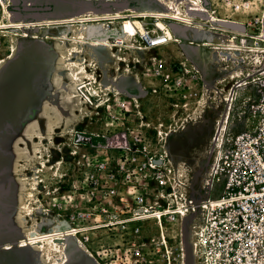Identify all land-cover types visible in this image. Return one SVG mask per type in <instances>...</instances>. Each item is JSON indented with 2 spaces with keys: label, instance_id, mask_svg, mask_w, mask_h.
<instances>
[{
  "label": "rangeland",
  "instance_id": "rangeland-1",
  "mask_svg": "<svg viewBox=\"0 0 264 264\" xmlns=\"http://www.w3.org/2000/svg\"><path fill=\"white\" fill-rule=\"evenodd\" d=\"M10 1L4 0L6 5ZM27 1L44 4L43 0ZM98 1L132 2V9L140 12L165 11L168 4L182 13L197 10L195 5L203 7L207 19L199 21L204 25L177 24L176 20L163 18L175 40L157 50L175 73L194 67L198 77L177 92L171 82L175 76L165 84L153 79L131 56L129 51L133 49L114 46L116 53L111 54L104 46L89 45L103 39L92 34L86 35L87 43L83 45L61 40L66 34L69 39H79L80 23L68 19L93 13L115 14L96 12L94 2ZM68 3L55 18L58 23L28 25L20 30L5 27L15 44L13 50L0 56V264H54L38 258L42 244L18 245L32 228L42 233L67 230L65 214L70 216L73 200H78L75 196L83 177L81 166L70 156L77 134L141 131L151 150H161V165L171 171L169 184L179 187L184 200L199 204L219 194L211 167L219 126L227 117L232 120L240 114L264 87V53L251 49V41L245 39L243 31L222 29L219 23L233 20L237 24L241 19L231 16L214 0L207 6L203 0ZM128 13L132 12L121 14ZM156 19L146 15L138 20L143 28L158 30ZM5 20L0 7V24ZM46 20L43 16L34 21ZM111 22L114 24L107 30L114 39V29L121 19L105 23ZM229 35L234 42H225ZM114 41L110 40L113 45ZM76 46L80 48L78 54L70 53L69 49ZM136 49L140 50L137 44ZM6 57L10 59L4 62ZM69 67H81V72L87 73L75 77L66 70ZM32 181L36 184L34 191L30 190ZM200 219V213L197 217L185 216L161 228L162 238L167 234L164 246L168 253L173 252L177 264H203L194 237ZM142 228L150 239L160 237L157 226L155 229L146 223ZM83 236L89 238L86 243L81 242ZM67 239L68 264H98L102 250L116 253L122 247L117 238L104 232Z\"/></svg>",
  "mask_w": 264,
  "mask_h": 264
},
{
  "label": "built area",
  "instance_id": "built-area-1",
  "mask_svg": "<svg viewBox=\"0 0 264 264\" xmlns=\"http://www.w3.org/2000/svg\"><path fill=\"white\" fill-rule=\"evenodd\" d=\"M214 1L240 17L246 40L264 44V0ZM136 38L140 50L129 52L153 79L165 84L175 76L171 82L178 92L198 77L194 67L175 73L157 53L169 43L164 32L145 27ZM13 44L9 29L0 25V56ZM213 145L211 167L219 194L196 204L169 184L171 171L161 165V150H151L141 131L77 134L70 156L83 177L71 206L70 235L93 231L118 239L122 247L116 253L102 250L98 264H177L164 246L161 224L168 228L200 213L194 237L203 264H264V87L240 114L221 123ZM146 223L159 228V238L143 234ZM88 239L83 236L81 242Z\"/></svg>",
  "mask_w": 264,
  "mask_h": 264
},
{
  "label": "bare ground",
  "instance_id": "bare-ground-1",
  "mask_svg": "<svg viewBox=\"0 0 264 264\" xmlns=\"http://www.w3.org/2000/svg\"><path fill=\"white\" fill-rule=\"evenodd\" d=\"M116 2H123V1H116ZM24 5L28 6V7L38 6V5H34L33 3L29 2V1L25 2ZM0 7H1L2 15L6 18V20H5L6 23L2 22L0 24L3 27H10L11 29L20 30L24 27H27L28 25L29 26L50 25L52 23H56V22L58 23L59 22L56 19H48L46 21H34L33 20L31 22L26 21V22L22 23L21 22V19L23 18L22 15L13 10V8L19 7L18 2L16 0H11L10 4H7V5L5 4L4 0H0ZM195 7L198 9L197 10H191L192 13L206 14V10L203 7L201 9H200L199 5H195ZM166 8H167L166 10L164 9L165 11H152V12H140V11L134 10L132 8H129V9H94V10H96V12H100V14H104L103 12H107V11H112V12L114 11L115 14H113L112 16H109V15L99 16V13H93L90 15V17H76V18L68 19L67 22L68 21H78L80 23L79 39H69L70 38L69 34H66V35H63L61 37V40H65V41L71 40V41H73V43L79 42L80 45H83V44L87 43L86 38H85L87 34L99 35L103 39L91 41L89 43V45L93 46V47L104 46V48L107 50V52L114 54V53H116L115 50L113 49L114 46H117V47L125 46V48L127 47L130 49H136V44H137L136 43L137 42L136 36L138 35L139 32L144 31L143 25H142L141 21H139L138 19H141V17L146 16V15L157 16L156 27L158 30L163 31L169 37L170 42L174 41L175 39L173 38V35L171 34V32L167 29L165 23H163V21H162L163 18H170L172 20H176L177 24L178 23L186 24V25H192V24L204 25L205 24L204 22L199 21V20H203L204 18H198V20H195L196 18L194 16L190 15V12L182 13L180 11V9H178V8L175 9L171 4H168L166 6ZM126 11H131L132 13H128L125 15L121 14L122 12H126ZM109 19L112 21L114 19L115 20L121 19V22H119L118 27L116 29H114L117 33L116 36L114 37L115 45H113L110 42V38H111L110 34H112L111 31L107 30V28L110 27L109 25L110 24L112 25L114 23L113 22L105 23ZM131 19H133V21ZM208 19H209V17H208ZM222 29L232 31V32H238V33L241 32V31L229 29L226 27H222ZM234 41H235V39L231 35H229L228 39L225 40V42H227V43H232ZM262 45L257 43V42L255 44H253V42H251V49L253 51H258V52L264 53V44H262ZM79 50H80V48L76 46L75 48L73 47V48L69 49V52L72 54H75V53L78 54ZM8 59H10V57L9 58L6 57L4 62H6ZM120 64H121V62H120ZM68 65L73 66L72 63H70V64L68 63ZM81 69L82 68L80 67V68H77L76 70H73V69H70V67H69L66 70H68V71L70 70L72 72L73 76L79 77L83 72L85 74L87 73V71H85V70L83 72H81ZM73 76H72V78H73ZM35 187H36V184H34V181H32L30 184V190L34 191ZM161 228H164V226L162 224H161ZM161 231H162V229H161ZM70 236L71 235H70L69 231L66 229L65 230L55 229L53 232L50 231L47 233H42V232H38L37 230L32 228L30 230V232L27 234V238L19 241L18 247H26L27 245H31V244H33V245L42 244L41 245L42 249L38 253L39 259L43 260L46 263L48 260H50V262H53L54 264H60L59 262H61V264H68V256H67L68 239H67V237H70ZM163 239H164L163 243L166 244V238L164 236H163ZM9 249H11V247H9L7 250H9ZM83 250L86 251V248L83 247Z\"/></svg>",
  "mask_w": 264,
  "mask_h": 264
},
{
  "label": "water",
  "instance_id": "water-1",
  "mask_svg": "<svg viewBox=\"0 0 264 264\" xmlns=\"http://www.w3.org/2000/svg\"><path fill=\"white\" fill-rule=\"evenodd\" d=\"M17 1L21 2V4L19 7L13 8V10L22 14L23 17L22 20H27V19L36 20L43 16H46L48 19L58 18L62 14L60 9L66 8V6H68L69 4L68 3L69 0H55L56 3H50L48 0H43L44 1L43 5H39L36 7H28L24 5L27 0H17ZM203 4L204 6L208 5L206 0H203ZM94 7L97 9H129V8H133V3L127 1H123V2L98 1V2H94ZM190 15L207 19V16L201 13L191 12ZM219 25L241 32L244 30V27L238 23L235 24L232 22H221L219 23Z\"/></svg>",
  "mask_w": 264,
  "mask_h": 264
},
{
  "label": "flooded vegetation",
  "instance_id": "flooded-vegetation-1",
  "mask_svg": "<svg viewBox=\"0 0 264 264\" xmlns=\"http://www.w3.org/2000/svg\"><path fill=\"white\" fill-rule=\"evenodd\" d=\"M73 212H75L74 210H71V213H70V216L69 217H71V214L73 213ZM68 214V213H67ZM67 214H65V217L67 218V220H66V223H65V226L67 227V230H69V228H70V225H71V223L69 222V217H68V215Z\"/></svg>",
  "mask_w": 264,
  "mask_h": 264
},
{
  "label": "crops",
  "instance_id": "crops-1",
  "mask_svg": "<svg viewBox=\"0 0 264 264\" xmlns=\"http://www.w3.org/2000/svg\"><path fill=\"white\" fill-rule=\"evenodd\" d=\"M233 22V20H231Z\"/></svg>",
  "mask_w": 264,
  "mask_h": 264
}]
</instances>
